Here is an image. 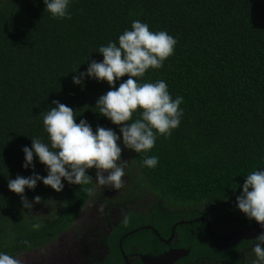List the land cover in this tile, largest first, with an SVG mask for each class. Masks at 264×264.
<instances>
[{
    "label": "trees",
    "instance_id": "1",
    "mask_svg": "<svg viewBox=\"0 0 264 264\" xmlns=\"http://www.w3.org/2000/svg\"><path fill=\"white\" fill-rule=\"evenodd\" d=\"M114 148L169 229L264 222V0H0V262L66 230ZM185 229L264 264V234L225 256Z\"/></svg>",
    "mask_w": 264,
    "mask_h": 264
},
{
    "label": "flooded vegetation",
    "instance_id": "2",
    "mask_svg": "<svg viewBox=\"0 0 264 264\" xmlns=\"http://www.w3.org/2000/svg\"><path fill=\"white\" fill-rule=\"evenodd\" d=\"M119 158L117 148L108 151L102 158L93 193L66 230L47 243L21 252L0 264H144L142 260L145 258L160 259L173 251L187 252L186 256L176 259L173 264L245 263L246 248L234 254L237 262L232 257H220L217 261L205 260L197 255L207 249L206 240L200 236L203 234L200 229H194L192 236L187 238L186 226L195 224L204 227L208 237L215 241V249L225 256L230 253V248L240 246L241 242L227 246L222 239L231 232L213 235L210 216L192 221L178 217L169 229V221L166 222L164 217L166 213L169 216V210L154 202V196L146 193L142 198V195L128 194L130 182L120 175L125 169ZM182 237L186 241L193 238L199 252L196 251L195 258L187 259L190 250L182 248Z\"/></svg>",
    "mask_w": 264,
    "mask_h": 264
},
{
    "label": "water",
    "instance_id": "3",
    "mask_svg": "<svg viewBox=\"0 0 264 264\" xmlns=\"http://www.w3.org/2000/svg\"><path fill=\"white\" fill-rule=\"evenodd\" d=\"M264 234V222H257L256 224L235 232H231L225 236L222 241L226 243L227 246L236 245L242 241H249L259 238ZM186 253L180 251L170 252L169 255L163 256L160 259H150L145 258L142 261L144 264H173L176 259L184 257Z\"/></svg>",
    "mask_w": 264,
    "mask_h": 264
}]
</instances>
